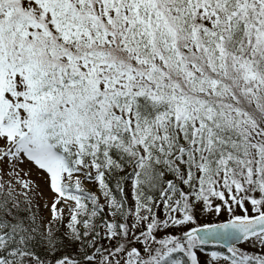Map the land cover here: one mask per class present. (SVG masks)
Listing matches in <instances>:
<instances>
[{
  "label": "snow or ice",
  "instance_id": "snow-or-ice-1",
  "mask_svg": "<svg viewBox=\"0 0 264 264\" xmlns=\"http://www.w3.org/2000/svg\"><path fill=\"white\" fill-rule=\"evenodd\" d=\"M0 264H264V0H0Z\"/></svg>",
  "mask_w": 264,
  "mask_h": 264
}]
</instances>
